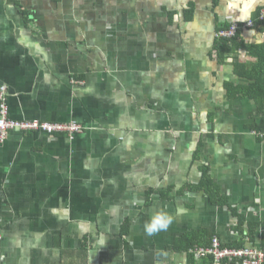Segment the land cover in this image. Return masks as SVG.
Returning a JSON list of instances; mask_svg holds the SVG:
<instances>
[{"label":"crops","instance_id":"1","mask_svg":"<svg viewBox=\"0 0 264 264\" xmlns=\"http://www.w3.org/2000/svg\"><path fill=\"white\" fill-rule=\"evenodd\" d=\"M260 9L264 0H0L9 119L84 128L0 141V264H211L180 250L190 234L264 252L261 115L228 94L245 83L234 56L210 57L219 29ZM168 10L180 12L173 25ZM239 39L263 44L264 22ZM237 58L256 62L248 49ZM177 206L186 212L167 231L145 234L155 211Z\"/></svg>","mask_w":264,"mask_h":264},{"label":"trees","instance_id":"2","mask_svg":"<svg viewBox=\"0 0 264 264\" xmlns=\"http://www.w3.org/2000/svg\"><path fill=\"white\" fill-rule=\"evenodd\" d=\"M196 10V5L194 3L189 4L188 9L185 10V21H190L191 17L194 15ZM167 16L169 19V24L173 25L176 21V18L180 17V12L178 10H168ZM262 10H258L255 18L251 20L253 22V28L259 27L264 22V18H261ZM237 25V30L232 37L220 36V33L227 32L231 30V28ZM229 24L228 26L219 29L215 34L214 46L213 50L210 53L211 59L217 61L219 64L224 63L228 58H233L235 65V74L242 79H245V83H241L239 85H234V83L230 84V88L228 91L229 96H247L255 101L258 109V113L261 115L260 122L253 128L256 132L264 134V43L261 45H252L247 46L244 44L241 45L239 41L243 31L248 29L244 23L237 24ZM241 49H248L249 55L256 59V62L253 64L241 63L238 61V51ZM247 80V81H246ZM261 140H264L261 137ZM238 216V215H237ZM238 219V218H236ZM244 218L241 216L239 218V222L237 224L236 231H240L243 234L241 226L243 225ZM195 234H190L183 241L178 242V245H181V249L183 252L187 254L196 248L200 247H208L211 245V242L215 235L208 234L204 237L202 243H195ZM193 239V240H192ZM236 248H243L242 244H238L235 246ZM193 257V256H191Z\"/></svg>","mask_w":264,"mask_h":264},{"label":"built area","instance_id":"3","mask_svg":"<svg viewBox=\"0 0 264 264\" xmlns=\"http://www.w3.org/2000/svg\"><path fill=\"white\" fill-rule=\"evenodd\" d=\"M261 18H264V11ZM252 27L253 22L250 21L245 25ZM237 30V25H234L231 30L220 33V36L232 37ZM7 87L0 84V141L7 139L9 133L14 130L22 132L29 131H45L49 134L67 133L73 138L75 135H80L84 132V128L77 123L58 124V123H40L31 121H15L9 119V111L6 103ZM264 136V134H263ZM1 239V236H0ZM197 259L210 258L211 264H264V252L252 248H225L222 246L218 237H214L211 245L208 247H200L191 250Z\"/></svg>","mask_w":264,"mask_h":264},{"label":"clouds","instance_id":"4","mask_svg":"<svg viewBox=\"0 0 264 264\" xmlns=\"http://www.w3.org/2000/svg\"><path fill=\"white\" fill-rule=\"evenodd\" d=\"M143 203V201H140ZM186 209L182 206H177L175 208V213H169L168 211L161 209L155 211L151 216L150 220L144 223V232L148 236H154L161 231H167L169 227L173 224L175 219L179 216L184 215Z\"/></svg>","mask_w":264,"mask_h":264}]
</instances>
